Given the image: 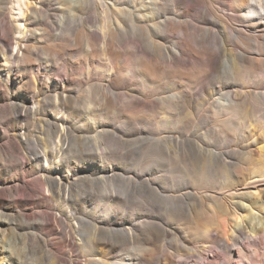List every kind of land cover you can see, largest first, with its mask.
Returning a JSON list of instances; mask_svg holds the SVG:
<instances>
[{
  "label": "rangeland",
  "instance_id": "rangeland-1",
  "mask_svg": "<svg viewBox=\"0 0 264 264\" xmlns=\"http://www.w3.org/2000/svg\"><path fill=\"white\" fill-rule=\"evenodd\" d=\"M23 1L0 0V264H264L258 0Z\"/></svg>",
  "mask_w": 264,
  "mask_h": 264
},
{
  "label": "bare ground",
  "instance_id": "bare-ground-1",
  "mask_svg": "<svg viewBox=\"0 0 264 264\" xmlns=\"http://www.w3.org/2000/svg\"><path fill=\"white\" fill-rule=\"evenodd\" d=\"M16 1V4H18L20 7H21V4H23L24 3V1L23 0H15ZM189 1H191V3H192V5L195 7L196 6V4H197V1L196 0H189ZM247 1L248 0H246V4H247ZM258 4L260 5V6H263V8H264V0H258ZM19 7V9H21ZM240 11H243V10H240ZM240 16V15H239ZM242 17V16H241ZM220 22L222 23V26H223V28H225L226 26H227V24H226V22L224 21V20H220ZM251 25H253L254 27H256V28H260L261 29V32L262 31H264V17L263 16H261V17H259L258 19H253L252 21H251ZM230 97V99H229V104H236L235 102H234V99L232 98V96H229ZM51 132H52V129H51ZM55 132H57V129H55ZM60 132H59V130H58V135H57V137H59L60 139H62L63 137H65L63 134H60ZM115 176H113V175H111L110 174V171L109 172H106V171H102V172H100L99 174H98V177H97V183L96 184H100V183H105L106 181H110L112 178H114ZM53 182H55L56 183V180L55 179H53ZM124 193V196H127V193H126V191H124L123 192ZM262 228H264V225L261 227V229ZM258 231H260V228H258L257 229ZM257 230H255V231H257ZM55 246V245H54ZM54 249H56V248H54ZM66 264H68V263H66ZM71 264H75L74 262H72ZM125 264H132V262L130 261V262H126Z\"/></svg>",
  "mask_w": 264,
  "mask_h": 264
}]
</instances>
